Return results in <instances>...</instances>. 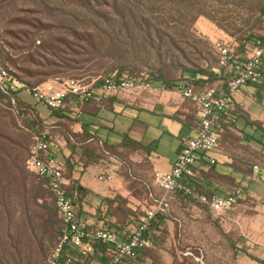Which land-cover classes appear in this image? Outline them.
<instances>
[{
  "label": "rangeland",
  "instance_id": "1",
  "mask_svg": "<svg viewBox=\"0 0 264 264\" xmlns=\"http://www.w3.org/2000/svg\"><path fill=\"white\" fill-rule=\"evenodd\" d=\"M90 36L98 44L94 54L87 52ZM262 36L264 0H0V47L11 58L0 56V70L32 103L24 83L94 79L121 67L149 79L163 71L174 82L198 81L190 71L218 68L217 41L247 57ZM43 126L0 100V264H47L58 241L53 197L27 167ZM192 216L181 230L175 221L181 231L175 264H201L200 256L205 264L264 262V198L246 197L225 221L209 212ZM167 218H176L175 211Z\"/></svg>",
  "mask_w": 264,
  "mask_h": 264
},
{
  "label": "crops",
  "instance_id": "2",
  "mask_svg": "<svg viewBox=\"0 0 264 264\" xmlns=\"http://www.w3.org/2000/svg\"><path fill=\"white\" fill-rule=\"evenodd\" d=\"M153 87V91L129 99L109 97L87 102L81 118H77L72 101L64 109L52 111L22 98L56 139L76 138L77 144L69 143L59 150L57 160L65 164L69 191L73 184L82 190L78 194L81 201H76L78 213L119 236L128 221L151 206L149 191L162 194L155 172L170 171L185 141L195 137L199 128L197 108L182 96L179 87L167 88L156 82ZM229 117L219 149L212 154L216 164L201 163L196 185L206 194H227L242 188L245 198H264V83L244 87L236 95ZM90 138L103 142L125 163L110 184L98 179L102 150L97 142L88 143ZM255 166L260 169L255 170ZM172 207L176 218L159 217L154 222L151 236L157 249L143 251L131 264H175L174 253L181 251L177 244L181 231L175 221L186 227L188 217L206 212L181 196L172 198ZM65 255L81 264H109L111 247L98 244L95 253L86 257L68 248Z\"/></svg>",
  "mask_w": 264,
  "mask_h": 264
},
{
  "label": "built area",
  "instance_id": "3",
  "mask_svg": "<svg viewBox=\"0 0 264 264\" xmlns=\"http://www.w3.org/2000/svg\"><path fill=\"white\" fill-rule=\"evenodd\" d=\"M214 48L218 55V68L215 72L219 79L205 86L187 82L179 87L182 96L192 101L197 108V134L185 141L170 171L155 172V183L162 194L149 191L151 206L143 210L137 219L127 222L122 236L90 218H82L78 213V192L69 191L65 164L57 160L59 150L69 143L77 144L76 138L69 135L67 138L56 139L47 127L34 136L27 167L45 182L61 221L58 241L47 264H81L72 256L65 255V251L73 248L86 257L95 253L98 244L111 247L109 264H131L139 259L143 251L157 249L151 236L152 228L156 219L171 215L172 198L181 196L220 221H225L245 200L242 188H235L227 194H206L199 190L196 180L202 162L216 164L212 154L218 151L220 140L230 125L229 110L234 107L236 95L246 86L264 83V36L254 40L246 58L238 55L232 44L226 41H217ZM4 81L11 84L14 82L12 75L0 70V83ZM11 89L14 94L9 106L14 114L20 115L17 89L12 86ZM153 90V82L144 74L118 77L114 73L94 79L51 80L34 88L30 94L52 111L64 109L72 101L77 118H81L82 108L87 102L102 101L109 97L129 99ZM93 142H97L102 150V172L98 179L110 184L125 163L103 142L95 138L88 141ZM254 169L260 168L255 166ZM179 229H182L181 223ZM196 260L205 264L203 256Z\"/></svg>",
  "mask_w": 264,
  "mask_h": 264
},
{
  "label": "trees",
  "instance_id": "4",
  "mask_svg": "<svg viewBox=\"0 0 264 264\" xmlns=\"http://www.w3.org/2000/svg\"><path fill=\"white\" fill-rule=\"evenodd\" d=\"M107 38L110 39L111 42H114V40L116 39L115 37L110 36L109 34H107L106 36ZM88 46H89V54H94L95 52L98 51V44L97 41H95V37L94 36H90V38L85 39ZM117 41V40H115ZM254 42V41H253ZM41 48H44L45 50L51 52L52 51V47H47V46H43ZM0 56L4 57L5 60L7 61H11L10 58V54L7 53L6 49L4 47H0ZM100 56V55H97ZM99 58V57H97ZM64 66V65H63ZM114 69H112L113 72ZM118 77H123V76H127V77H133V75H130L131 73L127 71L126 68L121 67L120 70L118 72H115ZM190 73H192L195 76H200L198 77V81H194L190 82V83H194L196 85H207V84H213L214 82H216L219 79V75L212 70H196V71H190ZM50 76H52V74H46V77L49 78ZM17 78V77H16ZM207 78V79H205ZM57 80V79H56ZM151 81H154L156 83H160L163 86L167 87V88H178L179 87V82H174L168 78H166L164 76L163 71H159L158 76H153L152 79H150ZM5 82L8 81H4L3 83H0V100L3 102H7L8 105H10L11 103V98L14 94V91L11 89V83L8 82V84H6ZM31 91L34 89V86L30 83H24ZM18 93V92H17ZM18 107L20 109V115H28V116H32L34 118H36V120H38L39 122H42L39 118V115L37 114L36 110L33 109L30 105H28L26 102L23 101V99L19 96L18 93ZM248 121L250 123H252L251 119L249 117H247ZM253 124H257V123H253ZM28 159V157H27ZM77 191L78 194H82V190L77 188L74 184L72 185L70 192L73 193ZM76 201L80 202L81 198L77 197ZM61 229V227H60ZM60 233V230H59ZM262 264H264V262H260Z\"/></svg>",
  "mask_w": 264,
  "mask_h": 264
}]
</instances>
